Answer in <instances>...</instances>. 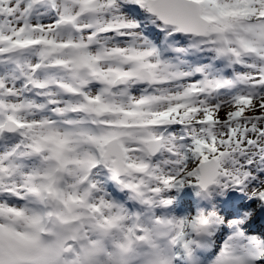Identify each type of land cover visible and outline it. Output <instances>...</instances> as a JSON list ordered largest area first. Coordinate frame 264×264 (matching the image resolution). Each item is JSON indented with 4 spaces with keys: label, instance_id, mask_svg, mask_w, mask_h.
I'll return each mask as SVG.
<instances>
[{
    "label": "snow or ice",
    "instance_id": "1",
    "mask_svg": "<svg viewBox=\"0 0 264 264\" xmlns=\"http://www.w3.org/2000/svg\"><path fill=\"white\" fill-rule=\"evenodd\" d=\"M0 264H264V0H0Z\"/></svg>",
    "mask_w": 264,
    "mask_h": 264
}]
</instances>
